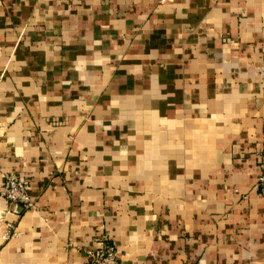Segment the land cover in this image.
<instances>
[{"label": "crops", "instance_id": "crops-1", "mask_svg": "<svg viewBox=\"0 0 264 264\" xmlns=\"http://www.w3.org/2000/svg\"><path fill=\"white\" fill-rule=\"evenodd\" d=\"M264 0H0V264H264Z\"/></svg>", "mask_w": 264, "mask_h": 264}, {"label": "built area", "instance_id": "built-area-1", "mask_svg": "<svg viewBox=\"0 0 264 264\" xmlns=\"http://www.w3.org/2000/svg\"><path fill=\"white\" fill-rule=\"evenodd\" d=\"M260 176L257 182L259 193L264 196V151L259 155ZM29 181L18 174H9L5 177L0 191V198L16 205L23 212L34 209L35 204L31 200ZM86 264H122L118 250L109 245H104L95 251L90 252L89 260Z\"/></svg>", "mask_w": 264, "mask_h": 264}]
</instances>
